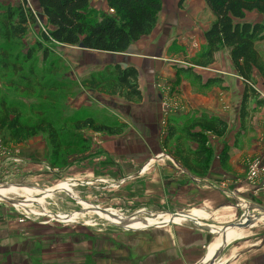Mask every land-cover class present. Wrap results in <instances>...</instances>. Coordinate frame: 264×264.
<instances>
[{
    "label": "rangeland",
    "instance_id": "1",
    "mask_svg": "<svg viewBox=\"0 0 264 264\" xmlns=\"http://www.w3.org/2000/svg\"><path fill=\"white\" fill-rule=\"evenodd\" d=\"M23 1L34 13L36 23L29 26L23 40L12 44L2 41L0 24V100L19 105L24 119L51 120L55 129H63L61 141L67 147H61L53 157L46 134L17 144L9 140L6 130L0 131V264H136L131 257L148 254L141 247L148 245L149 232L156 230L149 227L154 222L184 211L208 214L201 207L202 198L195 188L203 184L187 179L175 156V143H164L166 108L162 106V117L151 128L141 125L138 115L122 121L124 118L116 110L118 105L110 102L114 98L126 104L122 99L80 86L81 80L98 72L101 65L95 58L85 56L78 46L46 43L41 37L46 22L36 0H12L9 5L14 7ZM160 1L167 11H181L186 16L191 10L196 12L194 25L190 23V45L181 51L187 59L197 55L202 49L203 31L212 21L210 13L199 0H184L180 10L177 0ZM248 19L264 24V15L257 12L248 15ZM256 47L264 57V42ZM30 50L34 51L32 58L23 64ZM228 56L226 49L219 51L217 68L210 70L213 75L236 76ZM15 58L18 72L10 66ZM179 65L178 62L175 66ZM86 114L96 121L125 123L127 129L121 135L109 136L62 125L69 117ZM230 133L223 137L206 136L209 164L220 160L224 149L229 158L228 145L234 136ZM242 138L237 140L235 149L247 148ZM182 143L185 147L190 145ZM255 160L262 159L254 155L245 160V183L250 185L247 169ZM224 186L221 183L218 188L225 190ZM254 186L251 191L257 198L252 205L259 206L264 190ZM95 208L106 213L94 212ZM242 212L227 225L210 220L201 223L225 228L236 223ZM140 224L147 227L141 229ZM238 233L222 238L226 245L223 255L236 245H257L259 238L264 244V219L240 232L242 235L235 240ZM215 237H210L201 259Z\"/></svg>",
    "mask_w": 264,
    "mask_h": 264
},
{
    "label": "trees",
    "instance_id": "2",
    "mask_svg": "<svg viewBox=\"0 0 264 264\" xmlns=\"http://www.w3.org/2000/svg\"><path fill=\"white\" fill-rule=\"evenodd\" d=\"M9 1L0 0L2 3ZM90 2L91 0H36L47 27L41 35L42 39L56 45L78 46L88 52L124 54L131 44L151 34L162 8L160 0H107L108 10H112L113 14H104L91 10ZM183 2L184 0H179L178 7L181 8ZM203 2L213 17V22L203 34L205 46L189 59V67L179 69L178 73L199 82L200 77L193 73V68H208L214 63L216 53L226 49L230 63L243 84L238 112L240 129L243 130L254 109L264 107V99L255 88L254 79L255 72L264 79V57L256 47L264 42V24L244 21L246 13L257 12L264 15V0ZM35 23L34 13L27 7L26 1L14 7L0 4L2 41L5 44L23 40L29 26ZM33 52L28 51L23 64L30 61ZM43 54L47 57L46 51ZM1 55L5 56L4 53ZM17 60L15 58L10 63L12 71L15 72L20 71L16 66ZM3 63L7 65L8 61L4 60ZM217 82L218 80H209L203 87ZM80 86L100 95L118 97L127 104H139L142 101L138 71L131 66L107 65L103 70L82 79ZM62 125L71 126L75 131L88 129L109 136L121 135L127 129L125 123L96 121L90 114L69 117ZM2 130H6L9 140L17 144L38 134H46L53 157H56L61 147H67L61 141L62 128L55 129L53 122L47 118L34 122L24 119L19 105L7 103L4 99L0 100V131ZM166 130L164 143H175V156L181 167L195 175L205 176L210 161L205 133L222 137L226 134L228 125L217 117L201 115L182 124L168 119ZM182 141L193 143L197 148L192 150L185 147ZM227 157L228 152L224 149L221 163Z\"/></svg>",
    "mask_w": 264,
    "mask_h": 264
},
{
    "label": "crops",
    "instance_id": "3",
    "mask_svg": "<svg viewBox=\"0 0 264 264\" xmlns=\"http://www.w3.org/2000/svg\"><path fill=\"white\" fill-rule=\"evenodd\" d=\"M106 1L91 0L89 7L98 13L113 14L108 10ZM9 2H6L5 5ZM199 2L206 9L203 0H199ZM178 3L179 0H177L176 6L180 10ZM165 10L162 3L154 30L150 35L131 44L124 54L82 52L85 56L95 58L97 64L101 65L97 71L103 70L107 65L115 64L121 67L131 66L138 71L142 101L139 104H123L122 101L113 100L114 98L110 101L114 102L112 104L118 105L116 107L117 113L119 112L118 115L120 114L119 116L124 118L122 119L124 122H128L130 116L138 115L141 119V125L145 128H151L158 119H161L162 106H164L167 112L166 121L173 119L182 124L192 118L205 115L217 117L227 123L228 130L224 136L228 135L229 132H232L234 136L233 142L228 145L231 148L230 156L225 162L221 163V160H214L213 163L209 164L208 173L205 176L195 175L181 167L189 181L203 184L201 187L195 188L202 198L201 207L208 211V214L205 216L201 211H192L190 215L195 223L199 224L197 220L200 222L210 220L216 222L214 224L227 225L235 221L242 209L245 211L257 198L251 191V185L245 183V160L248 157L253 158L254 155L264 160V107L255 108L251 118L246 122L245 129H240L238 112L243 84L234 69L236 76L233 78L216 76L210 72V70L217 68L219 52L215 55L214 63L208 68H193V73L200 77L199 82L179 74L178 70L189 67L187 62L194 57L193 55L189 59L185 58L181 48L190 45V23L194 25L196 12L191 10L192 13L186 16L181 11L175 13L172 10L167 11V8ZM254 13L256 12L246 13L244 21L259 23L248 19V15ZM210 16L212 21L205 27L203 34L213 22V17L211 14ZM175 42H177L176 46L173 45ZM200 42L203 48L205 46L203 35ZM178 62L182 66L176 67ZM254 79L255 88L260 93V97L264 99V79L256 72ZM209 80H218V82L203 87ZM98 98L103 100L101 96ZM195 131L200 130L195 129ZM207 135L215 136L209 132L205 133V137ZM239 138L244 139L242 144L246 145L247 148L235 149ZM189 144V148L192 150L197 148L195 144ZM221 183H225V190L218 188ZM259 206L264 209V200ZM254 215H259V213H254ZM165 218L151 225L156 230L149 232L148 245L141 247L145 252L147 250L148 254L144 257H131L132 261L136 264H201L202 260L206 262L210 246L207 248L206 256L202 259L200 257H202L203 251L213 234L209 231H203L191 223L190 225H179L189 221L187 218L173 216H165ZM168 218L169 220H167ZM166 221L168 222L165 225L161 224ZM168 224L174 225L169 226ZM240 232L236 235L237 237L235 236V240L242 235ZM257 243V245L254 243L247 247L236 245L230 252L224 255L221 253L216 264H264V244L260 238L257 239Z\"/></svg>",
    "mask_w": 264,
    "mask_h": 264
},
{
    "label": "bare ground",
    "instance_id": "4",
    "mask_svg": "<svg viewBox=\"0 0 264 264\" xmlns=\"http://www.w3.org/2000/svg\"><path fill=\"white\" fill-rule=\"evenodd\" d=\"M77 201H79L78 199H76ZM39 202H40V200H38ZM42 204V203H41ZM94 212H100V213H104V212H102L101 210H99L98 208H95V210H94ZM106 213V212H105ZM173 217H184V218H187V219H189V220H192V217H191V215L189 214V216H174L173 215ZM250 217H251V224L249 225V229L250 228H252V227H254V225H256V224H259L260 223V221L262 220V219H264V217H259V218H257V217H254V215H250ZM169 220V219H168ZM194 220V219H193ZM167 222H163V223H161V224H166ZM160 225V224H159ZM159 225H155V226H159ZM197 225H199V226H201V227H203V228H206V229H209L210 231H212V233H215L214 235L216 236L215 237V239L213 240V242L211 243V245H209L210 247H209V256H208V258L206 259V262H201V264H208L210 261H211V259H212V257L214 256V254L222 247V245H224V239H222V238H225V237H227V236H229V235H232L233 233H235V232H240V231H244L245 230V227H234V228H228L227 230H224V228H222V229H218V230H216L215 228H213V227H211L210 228V226L208 227L207 225H205V224H203V223H201V222H199V224L197 223ZM141 229H145L147 226H144V225H138ZM257 226V225H256ZM149 227H154V226H149ZM247 229V228H246ZM221 231V232H217V231Z\"/></svg>",
    "mask_w": 264,
    "mask_h": 264
},
{
    "label": "water",
    "instance_id": "5",
    "mask_svg": "<svg viewBox=\"0 0 264 264\" xmlns=\"http://www.w3.org/2000/svg\"><path fill=\"white\" fill-rule=\"evenodd\" d=\"M79 48L81 50L85 51V52H88V51L84 50L81 47H79ZM238 209H240V207H238ZM252 211H257V212H259V214L262 217H264V209L263 208H261L260 206H256V205H249L246 208L245 212L241 215V217L239 218V220L236 223H234V224H232L230 226L225 227L224 230H227L228 228H234V227H245V229L248 228L249 225L252 222L251 221L252 219L250 217V215H253L251 213ZM102 212L105 213L106 211H102ZM190 213L191 212H189V211H184V212H180V213L174 214V216L175 215L176 216H189ZM260 215H254V217L259 218ZM189 222H191L192 224L196 225L199 229H201L203 231H209V232L212 233V231H210L209 229H206V228H203V227L197 225L193 219L192 220H189ZM168 225H170V224H168ZM217 232H221V231L219 230ZM212 234L214 235L215 233H212ZM225 247H226V245H222V247L214 254V256L212 257L211 261L208 264H216V261H217L218 257L220 256V254L222 253V251L224 250Z\"/></svg>",
    "mask_w": 264,
    "mask_h": 264
},
{
    "label": "built area",
    "instance_id": "6",
    "mask_svg": "<svg viewBox=\"0 0 264 264\" xmlns=\"http://www.w3.org/2000/svg\"><path fill=\"white\" fill-rule=\"evenodd\" d=\"M110 13L113 11L110 10ZM247 179L252 186L256 185L261 191L264 190V161L255 160L250 163L247 169Z\"/></svg>",
    "mask_w": 264,
    "mask_h": 264
}]
</instances>
